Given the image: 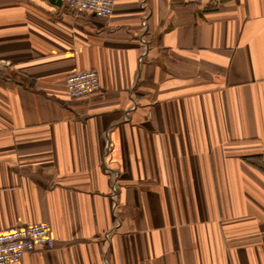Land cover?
Instances as JSON below:
<instances>
[{
  "label": "crops",
  "instance_id": "1",
  "mask_svg": "<svg viewBox=\"0 0 264 264\" xmlns=\"http://www.w3.org/2000/svg\"><path fill=\"white\" fill-rule=\"evenodd\" d=\"M39 221L16 264H264V0H0V230Z\"/></svg>",
  "mask_w": 264,
  "mask_h": 264
},
{
  "label": "built area",
  "instance_id": "2",
  "mask_svg": "<svg viewBox=\"0 0 264 264\" xmlns=\"http://www.w3.org/2000/svg\"><path fill=\"white\" fill-rule=\"evenodd\" d=\"M116 0H67L73 10L95 17L109 18L114 11ZM207 2L216 5L220 0H186ZM96 69H82L70 72L66 77V88L72 98H79L98 91L101 87ZM55 238L48 221L13 225L0 230V264H16L26 253L52 248Z\"/></svg>",
  "mask_w": 264,
  "mask_h": 264
}]
</instances>
